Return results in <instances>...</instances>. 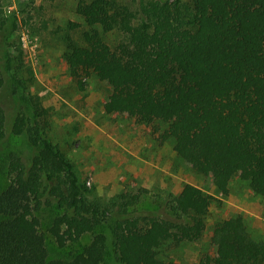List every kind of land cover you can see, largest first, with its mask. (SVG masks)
<instances>
[{
	"label": "trees",
	"instance_id": "16d2710c",
	"mask_svg": "<svg viewBox=\"0 0 264 264\" xmlns=\"http://www.w3.org/2000/svg\"><path fill=\"white\" fill-rule=\"evenodd\" d=\"M132 1L78 0L86 27L70 22L65 34L71 76L81 82L93 71L107 81L108 112L144 124L165 121L162 138L195 170L209 171L223 195L237 177L264 195V0ZM3 23L0 47L10 37ZM109 32L120 34L115 45L105 40ZM11 54L0 58V97L20 95L22 109L0 100V145L9 133L23 135L34 153H13L0 191V264H103L110 237L120 264H174L160 254L161 224L187 242L203 238L215 197L198 185L186 183L151 215L135 206L140 192L89 198L74 164L46 136L50 113L26 93L28 78L11 67ZM46 207L53 211L48 231L60 247L86 234L90 242L51 256L41 230ZM209 232L215 250L199 264H264V239L249 232L241 213Z\"/></svg>",
	"mask_w": 264,
	"mask_h": 264
},
{
	"label": "rangeland",
	"instance_id": "374dc122",
	"mask_svg": "<svg viewBox=\"0 0 264 264\" xmlns=\"http://www.w3.org/2000/svg\"><path fill=\"white\" fill-rule=\"evenodd\" d=\"M124 1L134 4L132 0ZM77 2L1 0L0 24L4 22L2 25L9 26L10 37L0 47V58L3 61L7 54L15 53L11 54V67L18 69L22 78H28L26 93L37 96L41 105L48 109L50 123L46 136L74 164L88 189V197L106 201L123 192H140V201L135 206L140 212L151 215L158 214L167 198L178 196L186 183L198 185L212 194L215 199L200 241L187 242L177 236L170 225L159 226V231L166 236L165 248L160 254L174 264H199L207 253L215 250L209 231L219 220L240 213L249 232L256 239H264V195L253 193L248 183L239 177L232 181L230 193L223 195L213 183L209 171L195 170L178 156L170 138H162L167 127L165 121L144 124L117 109L108 112L105 102L113 87L107 81L93 71L83 76L81 82L71 76L65 56V34L70 31V22L86 27L76 10ZM77 32H73L75 36L79 35ZM104 37L115 45L120 34L109 32ZM20 98V95L6 94L0 100L19 110L22 109ZM24 104L26 110L34 111L25 101ZM13 153L29 157L34 150L25 136L8 134L0 145V191L8 183ZM167 211L171 214L168 206ZM40 216L41 230L46 233L53 257L69 255L91 240L92 235L86 234L79 242L60 247L48 231L52 209L42 208ZM112 243L110 237L103 264H120Z\"/></svg>",
	"mask_w": 264,
	"mask_h": 264
}]
</instances>
